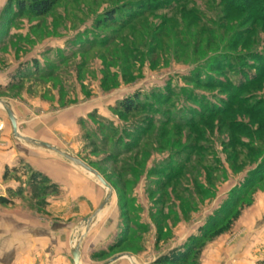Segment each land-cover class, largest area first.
I'll return each instance as SVG.
<instances>
[{
  "label": "rangeland",
  "instance_id": "374dc122",
  "mask_svg": "<svg viewBox=\"0 0 264 264\" xmlns=\"http://www.w3.org/2000/svg\"><path fill=\"white\" fill-rule=\"evenodd\" d=\"M16 4L0 0V99L22 135L72 154L111 187L118 234L91 262L152 246L160 254L184 235L186 248L214 222L197 263L219 237L264 236V0H57L42 17ZM0 114L16 152L32 149ZM37 150L46 169L64 162L59 179L7 168L0 219L28 212L42 226L76 227L77 238L105 188Z\"/></svg>",
  "mask_w": 264,
  "mask_h": 264
},
{
  "label": "crops",
  "instance_id": "0c3cea01",
  "mask_svg": "<svg viewBox=\"0 0 264 264\" xmlns=\"http://www.w3.org/2000/svg\"><path fill=\"white\" fill-rule=\"evenodd\" d=\"M1 121H4V119L0 114ZM9 136L7 128L0 132V194L5 192L4 188L7 187V184L2 182L5 171L7 168H15L19 163L30 164L37 172L40 173L42 170L43 172L41 173H46L50 177L52 176L53 179H59L57 177L59 174L55 170L58 165L60 166L61 163H64L61 162L60 158H52L51 169H46L44 164L46 155L41 154L40 150L35 148H24L25 154L17 153L16 149L18 148H14L15 144ZM28 137L35 139L30 135ZM19 149L23 150L20 146ZM68 173L70 177L66 173L63 174L67 179H78L77 172L69 171ZM70 183L68 182L66 187L71 195L73 186ZM7 211L5 212V218L0 219V264H46L48 260L50 261L49 264H72L71 248L72 242L76 238V227L68 229L63 223L61 225V222L57 221L54 222L53 226H42L39 221L32 219L28 212L15 215L14 211ZM111 213L109 209H106L104 215L99 217L89 232L84 235L80 244V264H103V262H91L89 256L97 251H101L100 253L103 254L105 246L118 234V224L117 221L111 218ZM230 237H219L208 244L199 255L197 264L264 263V236L254 238L246 235L245 237L229 241ZM186 238L187 235H184V237L180 236L177 240L171 241L170 247L167 249L162 247L160 254L158 249L152 244L151 248L153 251L147 249V251L140 254L129 252L124 254H129L135 264H157L158 258L163 253L166 254L179 248L184 242L186 243ZM114 264L132 263L127 258H121Z\"/></svg>",
  "mask_w": 264,
  "mask_h": 264
},
{
  "label": "water",
  "instance_id": "95a60500",
  "mask_svg": "<svg viewBox=\"0 0 264 264\" xmlns=\"http://www.w3.org/2000/svg\"><path fill=\"white\" fill-rule=\"evenodd\" d=\"M0 107L4 110V112L7 116V119L10 123L13 138L19 140L21 143H23L24 145H26L30 148L46 150L48 152H52V153L64 158L65 160L70 162L73 166L80 168L85 173L94 177V179L103 188H105V196H104L102 202L100 203V205L98 206L96 211L89 218H87L85 220L84 228H83L82 232L78 235V237L75 239V242L73 243L72 248H71L72 264H80V244H81V241H82L84 235L86 233H88L89 230L91 229V227L95 224V222L99 218L100 213L107 207L109 200L111 198V195H112L111 187L105 182V180L95 170H93L91 167H89L87 164H85L84 162H82L77 157L73 156L72 154H70V153H68V152H66V151H64V150H62L56 146H53V145H50L48 143H45V142L30 138L28 136L22 135L18 130L17 121H16L15 115H14L9 103L0 99ZM121 258H127L131 261L132 264H135L132 261L133 259L129 254L117 255L113 258H110L109 260H107L103 264H113Z\"/></svg>",
  "mask_w": 264,
  "mask_h": 264
},
{
  "label": "trees",
  "instance_id": "16d2710c",
  "mask_svg": "<svg viewBox=\"0 0 264 264\" xmlns=\"http://www.w3.org/2000/svg\"><path fill=\"white\" fill-rule=\"evenodd\" d=\"M56 1L57 0H17L16 5L20 11H26L36 17H42L52 10ZM249 1L257 3L258 0ZM112 19H114L112 12L105 15V20L107 22H111ZM262 64H264V61H262ZM261 69H264V66H262ZM236 90L239 91L240 89L237 88ZM133 102L135 101L133 100ZM133 102L127 101L123 104L126 112H130L133 109ZM7 204H9V200L1 197L0 205ZM221 223L222 222H214L212 226L210 228H207L200 237L193 240L192 242H187L188 244H186V248H178L166 255L160 256L157 260V264H197L196 257L198 254L196 253L199 251L205 238L215 230H217L220 227ZM124 239L119 240L114 246L108 248V251L115 250V248L118 247H122L126 243Z\"/></svg>",
  "mask_w": 264,
  "mask_h": 264
},
{
  "label": "bare ground",
  "instance_id": "6f19581e",
  "mask_svg": "<svg viewBox=\"0 0 264 264\" xmlns=\"http://www.w3.org/2000/svg\"><path fill=\"white\" fill-rule=\"evenodd\" d=\"M106 208H107V207H106ZM106 208H105V209H106ZM105 209H104V210H105ZM102 212H103V211H102ZM101 216H102V213H100L99 217H101ZM74 242H75V241H74ZM74 242H72V245H73Z\"/></svg>",
  "mask_w": 264,
  "mask_h": 264
},
{
  "label": "built area",
  "instance_id": "2783aa9c",
  "mask_svg": "<svg viewBox=\"0 0 264 264\" xmlns=\"http://www.w3.org/2000/svg\"><path fill=\"white\" fill-rule=\"evenodd\" d=\"M1 127V126H0Z\"/></svg>",
  "mask_w": 264,
  "mask_h": 264
}]
</instances>
